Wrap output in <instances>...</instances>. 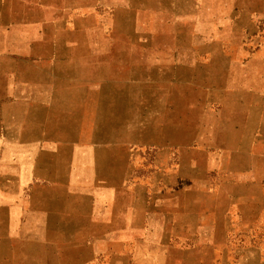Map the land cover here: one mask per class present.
<instances>
[{
	"label": "rangeland",
	"instance_id": "374dc122",
	"mask_svg": "<svg viewBox=\"0 0 264 264\" xmlns=\"http://www.w3.org/2000/svg\"><path fill=\"white\" fill-rule=\"evenodd\" d=\"M191 2L0 0V39H27L28 61L43 57L46 86L60 89L62 141L70 136L62 160L74 152L69 161L92 168L94 180L150 188L157 213L174 223L200 218V166H211L210 149L200 154L207 90L240 97L264 72V0ZM28 74L36 78L32 64ZM252 191L264 200V189ZM230 227L214 241L217 263L264 264V222ZM211 243L200 254V239L173 237L157 264H214Z\"/></svg>",
	"mask_w": 264,
	"mask_h": 264
},
{
	"label": "crops",
	"instance_id": "0c3cea01",
	"mask_svg": "<svg viewBox=\"0 0 264 264\" xmlns=\"http://www.w3.org/2000/svg\"><path fill=\"white\" fill-rule=\"evenodd\" d=\"M28 47L27 39H0V264H157L168 254L160 244L173 237L200 239V254L212 240L218 264L214 241L230 224L245 233L264 222V200L252 191L264 189V72L240 97L230 87L228 99L207 90L200 154L210 149L211 166H200V218L174 223L157 213L150 188L94 180L92 168L69 161L74 152L62 160L70 136L62 141L60 89L46 86L44 59L28 61Z\"/></svg>",
	"mask_w": 264,
	"mask_h": 264
}]
</instances>
